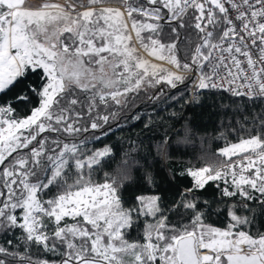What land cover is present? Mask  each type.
Returning <instances> with one entry per match:
<instances>
[{
    "label": "snow or ice",
    "instance_id": "1",
    "mask_svg": "<svg viewBox=\"0 0 264 264\" xmlns=\"http://www.w3.org/2000/svg\"><path fill=\"white\" fill-rule=\"evenodd\" d=\"M185 32L196 35L194 45ZM133 33L149 56L179 72L140 56ZM179 44L188 47L183 63ZM184 73L197 92L264 100V0H122L121 7L0 0V94L37 77L16 96L34 98L29 113L0 104V236L8 237L0 264H264V231L253 232L257 209L264 217V111L240 114L249 135L219 149L223 161L181 172L191 178L176 205L192 213L184 223L170 222L157 193L129 203L122 182L94 179L112 149H89L80 134L99 130L98 141L110 131L104 125L115 114L101 115L100 105H122L145 86L175 89ZM78 93L88 94L86 111ZM208 186L219 193L215 210L199 195ZM209 213L223 216L224 226L206 223ZM37 246L58 259L34 262L29 248Z\"/></svg>",
    "mask_w": 264,
    "mask_h": 264
},
{
    "label": "trees",
    "instance_id": "2",
    "mask_svg": "<svg viewBox=\"0 0 264 264\" xmlns=\"http://www.w3.org/2000/svg\"><path fill=\"white\" fill-rule=\"evenodd\" d=\"M70 1L79 2V0ZM121 3L122 0H107V4ZM183 35L187 36L193 45L197 42L194 33L189 36L185 32ZM160 40L165 44L172 40L167 25L162 26ZM137 44L142 48L138 41ZM178 49L177 58L183 63L188 47L179 44ZM36 81L37 77L31 76L7 95L0 94V104L12 101L21 117L29 113L34 106V98H32L33 104H28L26 101H17L16 96L21 90L27 91V84ZM191 86L188 77H185V82L178 83L175 89L163 83L142 87L138 92L124 98L122 105L109 100L107 105H100L101 115L115 114L114 118L110 115L108 124L104 125V128L110 127L107 135L97 141L92 138L100 135L99 130L89 129L88 132L80 134L89 141V149H99L103 146H110L112 149V155L106 157L95 168L94 179L103 182L107 174L122 182L125 185L123 198L129 203L134 202V198L138 195L159 194L162 204L171 209L168 212L170 222L178 225L186 222L192 215L190 211L176 206L183 199L179 195L181 189L187 188L191 183V178L182 175L181 172L187 167H199L223 161L225 158L219 156V149L249 135L250 129L240 131L243 123L240 114L255 115L264 111V100L253 101L245 97L231 96L227 92L200 90L191 98ZM28 95L31 98V93ZM78 95L86 111L88 94L78 93ZM95 114L92 113L93 116ZM88 119L89 117L85 116L81 124L86 125ZM147 176L154 177L156 187L147 183L145 179ZM199 195L214 210L221 207L218 204L219 193L215 187L208 186ZM205 222L223 227L225 218L209 213L205 217ZM142 227V223L134 224L128 233V238L137 239ZM257 229L264 231V217L259 216L258 209L256 228L253 232ZM16 235L18 236L19 233L17 232ZM11 236L12 234L9 233V237ZM7 238L0 236V242ZM29 254L34 262L37 260L51 262L58 259L45 256L38 246L30 247Z\"/></svg>",
    "mask_w": 264,
    "mask_h": 264
},
{
    "label": "rangeland",
    "instance_id": "3",
    "mask_svg": "<svg viewBox=\"0 0 264 264\" xmlns=\"http://www.w3.org/2000/svg\"><path fill=\"white\" fill-rule=\"evenodd\" d=\"M44 2H45V0H26V5L30 6V7H39ZM47 2H54V3L61 4V5H67L71 1L70 0H47ZM107 6L121 7V4H107ZM132 46H134L138 49V54L140 56H142L145 59H148L150 62L160 64L164 68H168V69H171L172 71L179 72V70L175 69L173 65H170L164 61H158L154 57L149 56L148 53L146 51H144L142 48H140L139 45L137 44V41L135 40L134 33H133ZM42 251H43L45 256L51 257L52 259L58 258L56 255H54L51 252H45L43 249H42Z\"/></svg>",
    "mask_w": 264,
    "mask_h": 264
},
{
    "label": "built area",
    "instance_id": "4",
    "mask_svg": "<svg viewBox=\"0 0 264 264\" xmlns=\"http://www.w3.org/2000/svg\"><path fill=\"white\" fill-rule=\"evenodd\" d=\"M247 75H251V72L249 71L248 73H246ZM184 75H185V77H189L190 76V73H184ZM225 87H227V86H225ZM205 90H209V91H216V92H227L229 95H231V96H234V95H232V93L231 92H229V91H225V90H220V89H205ZM197 91H195L194 90V88H193V86H191V98L193 97V95L196 93ZM246 98V97H245ZM257 99H259V98H257Z\"/></svg>",
    "mask_w": 264,
    "mask_h": 264
}]
</instances>
